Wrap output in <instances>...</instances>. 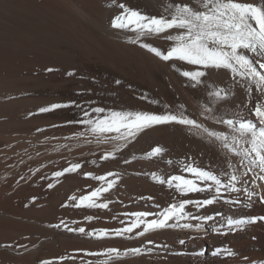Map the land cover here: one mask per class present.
<instances>
[{
	"label": "bare ground",
	"instance_id": "6f19581e",
	"mask_svg": "<svg viewBox=\"0 0 264 264\" xmlns=\"http://www.w3.org/2000/svg\"><path fill=\"white\" fill-rule=\"evenodd\" d=\"M169 3H187L200 10L197 0H0V264H100L107 257L84 253L108 248L121 252L109 264H264V220L259 219L264 217V203L259 197L248 201L243 191L225 194L229 199L239 198L238 205L217 200L199 212L188 206L186 210L193 215L214 217L201 229L166 228L137 236L141 226L124 236H89L96 230L123 227L121 221L134 219L126 213L147 212L151 214L147 219H156L169 204L214 195L204 192L181 197L174 187L154 180L153 174L164 180L174 175L193 178L183 171L187 163L201 168L220 165L230 171L227 160L240 174V158L225 157L227 150L210 145L206 137L169 124L145 129L117 151L115 158L101 160L120 142L109 139L101 143L82 125L69 123L80 119L81 109L73 106L39 112L41 107L70 101L89 109L154 113L166 111L165 106L175 111L183 105L190 118L212 130L227 131L200 115L207 91L215 86L231 92L223 111L239 113L238 118L251 119L259 126L252 110L258 102L264 104V94L255 85L249 98L247 82L241 87L226 69L163 61L140 46L146 43L166 52L172 42L165 37L180 30L148 35L132 44L128 40L135 39V32L111 26L123 12L121 4L143 15L170 18ZM245 54L254 62L259 59ZM254 66L264 72L258 64ZM195 70L206 75L202 85L193 87L181 72ZM156 146L164 152L149 158ZM75 163L81 164L75 172L53 176ZM109 172L117 173L119 181L98 201L109 202L108 208L76 207L81 196L100 186L101 181L93 177ZM251 179V174L242 177L249 183L238 187L264 195V181L257 180L258 188H253ZM49 184L53 186L49 188ZM253 217L257 218L254 223L233 232L226 228L222 229L226 234L212 231L225 218L250 221ZM180 223L195 225L196 221ZM81 227L84 233L67 230ZM132 248H141V253L124 255Z\"/></svg>",
	"mask_w": 264,
	"mask_h": 264
},
{
	"label": "snow or ice",
	"instance_id": "6c2138e0",
	"mask_svg": "<svg viewBox=\"0 0 264 264\" xmlns=\"http://www.w3.org/2000/svg\"><path fill=\"white\" fill-rule=\"evenodd\" d=\"M197 2L200 10L194 9L187 3H175L174 5L169 3L166 11L171 10L170 18H166L164 15L160 17L143 15L141 12L121 4L120 7L123 12L112 20L111 26L116 29H129L135 32V39L128 40L132 44L139 43L142 37L148 35L165 33L170 29L180 30L178 34L165 37L172 42L166 52L146 43H141L140 46L163 61L179 60L203 69H226L230 71L235 83L240 84L241 87L245 86L243 82H247L249 98L252 95V85H255L257 92L264 94V72L259 71L254 66L255 63L259 65V69H264V62H262L264 61V0L248 3L238 2V0H202V3L197 0ZM246 52L259 57V59L254 62L249 58V55L245 54ZM47 71L51 72L52 69L49 68ZM68 75H72V73H68ZM181 75L192 81L193 87H196L202 85V78L205 77L206 72L202 70L182 71ZM116 83L119 84L120 81H116ZM230 94L228 88L210 87L207 91L208 100L201 104L202 111L200 113L205 121L211 120L226 128L227 131L212 130L204 123L190 118L183 105H180L175 111L165 106L167 110L162 113L117 111L103 107L89 109L87 106L76 104L74 101L41 107L39 109L41 113L65 107L79 108L81 109L80 119L69 121V123L82 125L88 133L95 135L101 143H106L109 139L119 141L120 143L116 145L114 151L106 152L100 157L101 160L115 158L117 151L126 147L145 129L169 124L185 126L190 134L198 135L201 138L206 137L210 145H218L219 148L227 150L224 154L225 157L231 154L240 158L239 163L243 169L240 174H238V169L231 160H227V168L230 171H225L220 165L201 168L187 163L183 171L193 178L174 175L164 180L153 174L154 180L174 187L181 197L204 192H212L214 195L202 200L182 199L177 203L169 204L156 219H147L151 215L147 212L126 213V216L134 217V219L121 221L123 227L113 230L100 229L89 232L88 235L98 239L108 237L110 234L124 236L125 233H133L135 229L141 228V226H143V230L136 232L137 236L166 228L191 229L195 227L201 229L209 221H213L214 217L212 215H193L186 210L188 206H193L199 212L217 200H223L225 204H240L239 198H226L225 194L230 193L243 191L248 201H251L253 197H259V202L264 203V195L260 191H254L248 187H238L241 183L244 185L249 183L248 180L242 181V177H247L250 174L253 188H258L257 180L264 181V104L258 102L252 110V115L258 121L259 126H257V123L251 119L238 118L239 113L222 110ZM111 133H115V135L111 137L105 135ZM81 135L84 133L82 132ZM163 152L162 147L156 146L148 155L151 158ZM129 162L125 160V163ZM80 167V163L71 164L62 171L53 173V176L60 177L67 172H75ZM257 169L259 172L256 171ZM86 175L91 176V173ZM93 178L101 181L100 186L89 194L81 196L79 203L75 205L76 207L108 208L109 202L99 203L98 201L116 186L119 175L109 172L104 176ZM52 186V184L48 185L49 188ZM216 216H220V213H216ZM87 219L91 220L92 217H87ZM256 219L253 217L249 221L225 218L222 223L214 225L212 231L217 234H226L222 229L226 228L229 232H233L246 223H254ZM259 219L264 220V217ZM189 220L196 221L195 225L180 223ZM52 227H60V225H52ZM67 230L85 232L83 227L68 228ZM148 243L151 244L152 241H148ZM180 243L183 244L185 241L181 240ZM219 251L218 249L213 255H217ZM129 253L139 255L141 248L128 249L124 255ZM84 255L107 257L106 260H101L100 264H109V261L120 258L121 252L117 248H108L99 253L85 252ZM59 259L63 260L64 257ZM41 264H51V262L42 261Z\"/></svg>",
	"mask_w": 264,
	"mask_h": 264
},
{
	"label": "rangeland",
	"instance_id": "374dc122",
	"mask_svg": "<svg viewBox=\"0 0 264 264\" xmlns=\"http://www.w3.org/2000/svg\"><path fill=\"white\" fill-rule=\"evenodd\" d=\"M240 2H245V3H248V2H254V0H239Z\"/></svg>",
	"mask_w": 264,
	"mask_h": 264
}]
</instances>
